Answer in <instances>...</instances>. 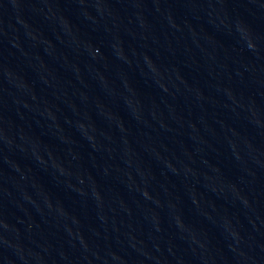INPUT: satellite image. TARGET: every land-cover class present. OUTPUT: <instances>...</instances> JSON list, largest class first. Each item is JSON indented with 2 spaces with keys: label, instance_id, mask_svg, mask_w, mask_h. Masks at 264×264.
<instances>
[{
  "label": "water",
  "instance_id": "obj_1",
  "mask_svg": "<svg viewBox=\"0 0 264 264\" xmlns=\"http://www.w3.org/2000/svg\"><path fill=\"white\" fill-rule=\"evenodd\" d=\"M151 264H264V0H146Z\"/></svg>",
  "mask_w": 264,
  "mask_h": 264
}]
</instances>
